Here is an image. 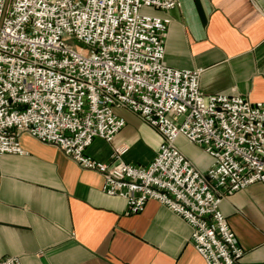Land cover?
<instances>
[{
    "label": "built area",
    "instance_id": "built-area-1",
    "mask_svg": "<svg viewBox=\"0 0 264 264\" xmlns=\"http://www.w3.org/2000/svg\"><path fill=\"white\" fill-rule=\"evenodd\" d=\"M0 0V157L24 155L21 136L60 149L80 168L103 177L102 191L126 202V214L155 201L191 228L190 244L205 264H241L244 255L226 217L224 198L264 187V102L206 95L200 71L164 62L168 11L178 0ZM4 15V16H3ZM126 110L155 129L153 161L111 162L86 155L111 143ZM179 137L212 158L199 171L175 145ZM0 264H20L4 257Z\"/></svg>",
    "mask_w": 264,
    "mask_h": 264
},
{
    "label": "crops",
    "instance_id": "crops-1",
    "mask_svg": "<svg viewBox=\"0 0 264 264\" xmlns=\"http://www.w3.org/2000/svg\"><path fill=\"white\" fill-rule=\"evenodd\" d=\"M168 11L142 13L169 18L165 64L200 71L206 95L241 96L264 102V0H178ZM126 126L111 143L96 139L86 150L110 163L146 166L161 135L139 117L118 110ZM24 155L0 157V260L20 264H205L190 244L191 228L155 201L126 214V202L102 191L100 173L80 168L64 153L22 135ZM178 150L201 172L213 161L184 137ZM226 217L244 255L241 264H264V187L254 184L223 199Z\"/></svg>",
    "mask_w": 264,
    "mask_h": 264
},
{
    "label": "water",
    "instance_id": "water-1",
    "mask_svg": "<svg viewBox=\"0 0 264 264\" xmlns=\"http://www.w3.org/2000/svg\"><path fill=\"white\" fill-rule=\"evenodd\" d=\"M8 3H9V0H5L4 13H5V11H6L7 7H8Z\"/></svg>",
    "mask_w": 264,
    "mask_h": 264
},
{
    "label": "rangeland",
    "instance_id": "rangeland-1",
    "mask_svg": "<svg viewBox=\"0 0 264 264\" xmlns=\"http://www.w3.org/2000/svg\"><path fill=\"white\" fill-rule=\"evenodd\" d=\"M114 151V150H113Z\"/></svg>",
    "mask_w": 264,
    "mask_h": 264
}]
</instances>
